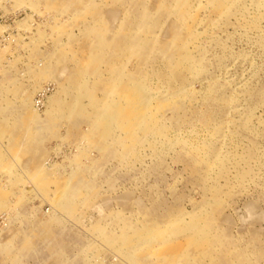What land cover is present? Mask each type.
Here are the masks:
<instances>
[{"label":"rangeland","instance_id":"rangeland-1","mask_svg":"<svg viewBox=\"0 0 264 264\" xmlns=\"http://www.w3.org/2000/svg\"><path fill=\"white\" fill-rule=\"evenodd\" d=\"M7 1L0 264H264V0Z\"/></svg>","mask_w":264,"mask_h":264},{"label":"built area","instance_id":"built-area-1","mask_svg":"<svg viewBox=\"0 0 264 264\" xmlns=\"http://www.w3.org/2000/svg\"><path fill=\"white\" fill-rule=\"evenodd\" d=\"M10 4L7 0H0V52L11 36L10 24L15 21L17 14L15 12H7V5ZM49 88H43L36 96L34 105L37 109H42L45 106L47 93Z\"/></svg>","mask_w":264,"mask_h":264},{"label":"bare ground","instance_id":"bare-ground-1","mask_svg":"<svg viewBox=\"0 0 264 264\" xmlns=\"http://www.w3.org/2000/svg\"><path fill=\"white\" fill-rule=\"evenodd\" d=\"M40 184V183H39Z\"/></svg>","mask_w":264,"mask_h":264}]
</instances>
